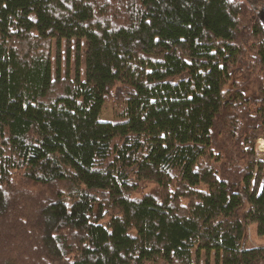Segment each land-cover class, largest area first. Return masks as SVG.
<instances>
[{
    "label": "trees",
    "instance_id": "1",
    "mask_svg": "<svg viewBox=\"0 0 264 264\" xmlns=\"http://www.w3.org/2000/svg\"><path fill=\"white\" fill-rule=\"evenodd\" d=\"M256 14L239 0H0V264H264V246L244 245L250 223L264 235ZM62 39L84 40V79L52 76Z\"/></svg>",
    "mask_w": 264,
    "mask_h": 264
},
{
    "label": "rangeland",
    "instance_id": "2",
    "mask_svg": "<svg viewBox=\"0 0 264 264\" xmlns=\"http://www.w3.org/2000/svg\"><path fill=\"white\" fill-rule=\"evenodd\" d=\"M247 5L249 9H252L258 18L264 21V0H239ZM51 66H52V76L59 74L60 76H65L69 74L74 77L76 74V67H78L80 72V79H84V68H85V43L81 40L79 43L75 39H72L69 43L62 39L59 43L55 41L52 44L51 52ZM249 87H245L247 94L252 93ZM244 90V92H245ZM112 100L106 101L104 108L99 114V120L108 121L112 117ZM264 139V138H259ZM258 142V140H257ZM256 142V159H264V152L258 149ZM246 247H261L264 246V235L257 234L256 226L254 223L248 224L246 228ZM201 264H205V254L201 252L200 254ZM24 263L21 261V264ZM209 264H216L214 252H211Z\"/></svg>",
    "mask_w": 264,
    "mask_h": 264
},
{
    "label": "bare ground",
    "instance_id": "3",
    "mask_svg": "<svg viewBox=\"0 0 264 264\" xmlns=\"http://www.w3.org/2000/svg\"><path fill=\"white\" fill-rule=\"evenodd\" d=\"M257 145H258V149L264 152V139H258Z\"/></svg>",
    "mask_w": 264,
    "mask_h": 264
}]
</instances>
